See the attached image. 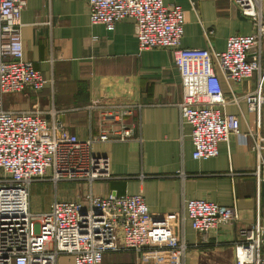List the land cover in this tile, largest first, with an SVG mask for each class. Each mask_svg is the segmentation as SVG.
Instances as JSON below:
<instances>
[{
  "label": "built area",
  "instance_id": "2783aa9c",
  "mask_svg": "<svg viewBox=\"0 0 264 264\" xmlns=\"http://www.w3.org/2000/svg\"><path fill=\"white\" fill-rule=\"evenodd\" d=\"M27 0H0V264H58L62 254L73 264H98L107 251L163 248L184 258V224L201 236L238 218L232 206L206 198H182L178 212H151L142 193L92 191V183L111 176L109 158L94 151L98 142L127 141L134 124L127 120L140 104L99 92L85 105L96 116L97 132L76 136L60 118L46 120L42 110H9L7 92L38 90L48 80L23 57L21 11ZM251 18L255 30L228 36L223 50L181 45L184 14L181 4L163 0H87L91 23L111 30L124 17L134 19L137 46L166 48L181 78L177 103L179 124L191 125L192 156L212 158L218 142L250 137L256 179H264V66L260 51L248 56L264 34V0H232ZM255 76L252 90L234 92L231 82ZM224 80L231 88L226 96ZM244 101L254 112L255 129L241 131L235 114L224 109ZM51 113L55 110L52 108ZM176 175L188 174L180 168ZM37 180L85 182L89 188L75 199L54 198L49 207L30 210V184ZM234 264H264V226L259 214L239 230L233 242Z\"/></svg>",
  "mask_w": 264,
  "mask_h": 264
},
{
  "label": "crops",
  "instance_id": "0c3cea01",
  "mask_svg": "<svg viewBox=\"0 0 264 264\" xmlns=\"http://www.w3.org/2000/svg\"><path fill=\"white\" fill-rule=\"evenodd\" d=\"M181 4L184 31L181 45L223 50L228 36L249 34L253 20L232 0H163ZM23 57L47 78L38 90L7 92L3 105L9 110H42L50 121L60 118L79 137L97 132V120L85 105L99 92L140 104L127 120L134 133L127 141L98 142L97 154L109 158L111 176L92 183V191L105 194L142 193L151 212H178L182 198H206L235 208L238 218L201 236L187 221L184 258L163 248L107 251L98 264H234L233 242L239 230L259 214L264 226V179L254 173L255 154L250 137L231 136L218 142L212 158L192 156L191 125L180 126L177 103L181 78L166 48L138 50L134 19L124 17L108 30L91 23L87 0H27L21 11ZM260 51L264 66V34L251 45L248 56ZM255 76L231 82L234 92L252 90ZM226 96L230 86L222 80ZM55 112L51 113L50 110ZM235 114L241 131L255 129V114L244 101L224 109ZM180 168L188 174L183 180ZM89 188L85 182L37 180L30 184V210L38 214L54 199H75ZM41 195V200L38 195ZM71 257V256H70Z\"/></svg>",
  "mask_w": 264,
  "mask_h": 264
},
{
  "label": "rangeland",
  "instance_id": "374dc122",
  "mask_svg": "<svg viewBox=\"0 0 264 264\" xmlns=\"http://www.w3.org/2000/svg\"><path fill=\"white\" fill-rule=\"evenodd\" d=\"M41 195H38L37 197L40 198L41 200ZM72 255H67V254H62L59 256L58 258V264H73L72 263V257H70Z\"/></svg>",
  "mask_w": 264,
  "mask_h": 264
}]
</instances>
